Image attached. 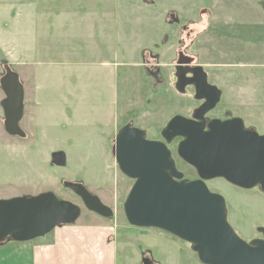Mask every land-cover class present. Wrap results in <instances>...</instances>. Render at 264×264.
Instances as JSON below:
<instances>
[{
	"label": "rangeland",
	"instance_id": "374dc122",
	"mask_svg": "<svg viewBox=\"0 0 264 264\" xmlns=\"http://www.w3.org/2000/svg\"><path fill=\"white\" fill-rule=\"evenodd\" d=\"M213 4L226 9L210 26ZM171 9L189 26L206 11L195 27L202 35L193 38L190 52L206 65L211 85L224 93L215 113L229 109L264 135V0H0V72L3 65L18 71L34 104L29 107L34 118L28 115L33 122H23L28 140L9 138L0 122V199L54 192L79 205L78 221L86 224L91 214L63 182L85 184L114 211L110 219L92 216L116 233L115 264H142L144 253L157 264H202L188 243L128 225L123 204L134 181L120 171L113 153L122 126L162 140L170 119L193 107L191 95L183 96L174 85L179 32L168 26ZM150 53L164 69L162 82L152 85L142 66ZM225 64L232 67H220ZM169 147L175 153L177 140ZM59 151L67 155L65 167L51 164ZM175 158L185 178H197ZM208 187L225 198L235 232L248 242L256 237L264 227V193L224 179L209 181ZM23 245H0V264H32L31 248Z\"/></svg>",
	"mask_w": 264,
	"mask_h": 264
},
{
	"label": "water",
	"instance_id": "95a60500",
	"mask_svg": "<svg viewBox=\"0 0 264 264\" xmlns=\"http://www.w3.org/2000/svg\"><path fill=\"white\" fill-rule=\"evenodd\" d=\"M184 63L179 57L177 91L185 93L186 86L192 85L195 99L207 98L192 118L172 117L161 132L162 141L149 140L145 131L131 124L115 137L116 163L134 181L123 204L125 218L132 228L156 229L188 243L202 264H264V228L259 229L262 239L243 240L228 221L225 198L208 187L209 181L224 179L236 187L258 188L264 193V135L247 128L240 118L207 122L205 114L220 102L222 91L208 82L201 66L196 68L197 74L191 72V78L182 74ZM5 71L0 79L6 94L2 102L5 130L23 138L24 87L10 66ZM178 138L181 141L174 153L169 146ZM175 156L195 170L196 179L185 178ZM51 164L65 167L66 153L54 152ZM63 185L90 212L113 217L114 211L85 184L65 181ZM81 213L79 205L54 192L0 199V245L43 238L57 228L75 224ZM142 264L154 262L143 258Z\"/></svg>",
	"mask_w": 264,
	"mask_h": 264
},
{
	"label": "crops",
	"instance_id": "0c3cea01",
	"mask_svg": "<svg viewBox=\"0 0 264 264\" xmlns=\"http://www.w3.org/2000/svg\"><path fill=\"white\" fill-rule=\"evenodd\" d=\"M216 1L221 4L225 0ZM210 9L213 12L211 22L217 23L221 17L218 12L223 14L226 6L213 4ZM216 17L218 21L215 20ZM88 212L91 216L86 224L78 221L73 225L57 228L43 238L23 243L27 244L23 245L25 249L31 248V263L115 264L118 246L111 243L116 236L114 229L101 218L92 216V212Z\"/></svg>",
	"mask_w": 264,
	"mask_h": 264
},
{
	"label": "flooded vegetation",
	"instance_id": "af4514ba",
	"mask_svg": "<svg viewBox=\"0 0 264 264\" xmlns=\"http://www.w3.org/2000/svg\"><path fill=\"white\" fill-rule=\"evenodd\" d=\"M145 3H148V4H151L154 2V0H143ZM163 2L166 1V0H162ZM214 1V0H213ZM205 10H202L200 11V16H199V19H198V22H194L192 20H190L189 22L192 24V26H189V23L187 22H184L182 19H180L179 17H177V14L175 13L174 10H168L169 12V15H168V18L171 19V20H168L169 21V24L168 26L170 28H173L174 29L172 31H177L179 32V37H178V44H177V56H178V59L176 60V63L172 66H174V72H173V75H174V85L176 84L177 82V78H176V68L178 66V60H179V57L185 62L184 64L181 65L180 67V72L183 74L186 73V76L191 78L193 75H192V71L194 73H198L197 69L198 67H203L204 68V71L207 73V77H208V82L210 81L209 79V73L207 72V70L205 69L206 65L203 63H199V57H198V60L196 58V56L192 55L191 52H190V48L192 47L193 45V38L197 39V36L200 34V32H196L195 31V27L199 25L201 19H204V12ZM208 14L210 15V20H209V25L212 26L211 23V17L213 15V12H208ZM202 35V34H201ZM199 35V36H201ZM248 35V34H246ZM245 35V36H246ZM171 36V34L169 35ZM255 37H258L256 34H255ZM165 41L166 39H168L167 37L164 38ZM187 41L190 42L189 44H187ZM258 43V40L257 42L255 43V45ZM176 49V48H175ZM150 56V60H147L146 57H143L142 61H143V67H144V70L146 72V74L153 80V82L151 83L154 84L156 82H162V75H164V69L162 68V66L158 65V57L156 56V54H152L150 53L149 54ZM5 66L6 65H3V69L2 71L0 72V79L5 75L6 71H5ZM234 66H237V65H234ZM220 67H232V65H228V64H225V65H220ZM248 67V66H247ZM255 68H258L257 65L254 66ZM254 67H251V68H254ZM18 72V71H17ZM249 73V72H248ZM249 74H252L251 72ZM20 76V75H19ZM20 81L21 83L23 84V81H22V78L20 76ZM210 83V82H209ZM211 84V83H210ZM24 87V85H23ZM175 89H176V85H175ZM177 90V89H176ZM221 90V89H220ZM27 90L26 88L24 87V100H23V104H24V113H23V118L22 120L20 121V127L21 129L25 132L26 136L25 137H19V136H12V135H9L6 130H5V120H6V115H5V110L2 106V102L6 99V94L5 92L3 91L2 87L0 86V122L3 124V127H4V132L6 133V135L11 138V139H14V140H21V141H26L30 138V132L28 130L27 127L24 126V121L29 120V117L28 115L31 117V118H34V112H32L31 110L29 111V107L30 106H33L34 104L32 103V105L29 103V98L27 97L28 94H27ZM183 96H187L188 94H190L191 96V99H192V102H193V107L191 109V111L189 113H187L186 115H184V117L186 118H192V115L194 113L195 110H197L198 108H200L206 101H207V98H203L201 100L199 99H195V96H196V87L195 86H192V85H187L186 86V89H185V93H181ZM209 99L211 100V97L208 96ZM224 98V93L222 92L221 94V99H220V102L217 104V106L208 111L206 114H205V120L208 122L210 120H213V119H218V120H229V119H233V118H240L242 119L241 117H238V116H232L230 114V110L229 109H226V113H224L223 115H219V114H216L215 112L217 111V109L220 107L221 105V102H222V99ZM244 121V119H242ZM30 122L32 123L33 121L30 119L28 121V123L30 124ZM245 123V121H244ZM245 126L247 128H251L249 126H247L245 124ZM163 140V139H162ZM161 140V141H162ZM177 140V144L181 141L180 138L176 139ZM192 180V179H191ZM260 228H264V227H259L258 228V231L256 232L257 233V236L256 237H253L252 240L254 239H262L263 238V235L261 232H259V229ZM186 244V242H184ZM189 247H191L190 245H188ZM144 257L142 258H151V256L147 253L146 255H143ZM154 264H157L154 262Z\"/></svg>",
	"mask_w": 264,
	"mask_h": 264
}]
</instances>
